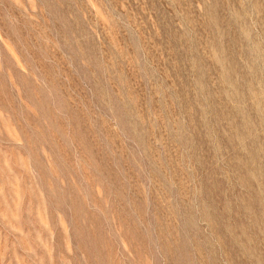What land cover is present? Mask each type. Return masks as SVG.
<instances>
[{"label":"rangeland","instance_id":"1","mask_svg":"<svg viewBox=\"0 0 264 264\" xmlns=\"http://www.w3.org/2000/svg\"><path fill=\"white\" fill-rule=\"evenodd\" d=\"M0 264H264V0H0Z\"/></svg>","mask_w":264,"mask_h":264}]
</instances>
